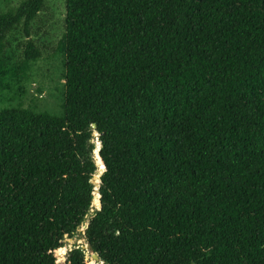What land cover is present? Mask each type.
I'll list each match as a JSON object with an SVG mask.
<instances>
[{
	"label": "trees",
	"instance_id": "obj_1",
	"mask_svg": "<svg viewBox=\"0 0 264 264\" xmlns=\"http://www.w3.org/2000/svg\"><path fill=\"white\" fill-rule=\"evenodd\" d=\"M44 3L0 10V92ZM56 47L61 114L0 109V264H86L91 202L103 264H264V0H65Z\"/></svg>",
	"mask_w": 264,
	"mask_h": 264
},
{
	"label": "rangeland",
	"instance_id": "obj_2",
	"mask_svg": "<svg viewBox=\"0 0 264 264\" xmlns=\"http://www.w3.org/2000/svg\"><path fill=\"white\" fill-rule=\"evenodd\" d=\"M21 1L0 0V10L6 11L17 6ZM64 17L65 0H45L43 8L30 22L29 35L26 36L22 25L7 33L5 39L7 44L4 49L7 66L19 63L23 57L27 40L33 41L40 51V57L33 61L26 79L13 81L10 88L0 92V109L21 104L35 111L45 110L53 114H61L65 79L63 77V56L56 46L64 32ZM94 135V142H96L97 133ZM97 172L96 169L95 173ZM96 210L95 206H90L89 212L75 233L72 236H64L62 247L67 249L63 255L57 254L54 250L56 263H62L71 249L79 247L84 250L86 264H103L102 261L92 256V251L84 237V225Z\"/></svg>",
	"mask_w": 264,
	"mask_h": 264
},
{
	"label": "water",
	"instance_id": "obj_3",
	"mask_svg": "<svg viewBox=\"0 0 264 264\" xmlns=\"http://www.w3.org/2000/svg\"><path fill=\"white\" fill-rule=\"evenodd\" d=\"M92 127H95V124H94V123L92 124ZM99 145H100V143H99ZM98 155H99V154H98ZM99 157H100V156H99ZM100 159H101V158H100ZM101 161H102V160H101ZM102 163H103V162H102ZM102 171H104V168H103ZM93 176H94V175H93ZM93 176H92V177H93ZM99 176H100V174H99ZM99 176H98V187H99V181H100ZM91 182L93 183V180H92V179H91ZM98 187H97V193H98V195H99ZM99 207H100V203H99ZM98 209H99V208H98ZM87 225H88V222L85 224V228L87 227ZM91 254H92V256H93L95 259L100 260L98 254H97L96 252L92 251ZM102 263H103V261H102Z\"/></svg>",
	"mask_w": 264,
	"mask_h": 264
},
{
	"label": "bare ground",
	"instance_id": "obj_4",
	"mask_svg": "<svg viewBox=\"0 0 264 264\" xmlns=\"http://www.w3.org/2000/svg\"><path fill=\"white\" fill-rule=\"evenodd\" d=\"M99 156V155H98ZM100 158V157H99ZM100 161H101V159H100ZM102 162V161H101ZM103 164V163H102ZM103 167H104V165H103ZM98 176L99 175H97V173H95V177L96 178H98ZM95 188H96V191H97V185H96V183L94 182V190H93V198H94V191H95ZM93 198H92V201H93ZM97 198H98V200H99V196H98V193H97ZM91 205H92V202H91ZM90 205V206H91ZM85 226V225H84Z\"/></svg>",
	"mask_w": 264,
	"mask_h": 264
}]
</instances>
